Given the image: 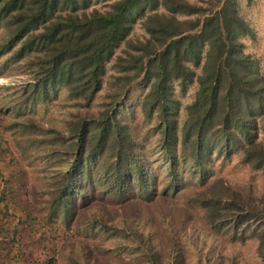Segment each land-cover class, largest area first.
I'll return each mask as SVG.
<instances>
[{
	"label": "trees",
	"instance_id": "trees-1",
	"mask_svg": "<svg viewBox=\"0 0 264 264\" xmlns=\"http://www.w3.org/2000/svg\"><path fill=\"white\" fill-rule=\"evenodd\" d=\"M135 24L140 32H133ZM252 35L238 0H0V58L9 67L25 65L29 74L15 89L12 107L47 102L63 88L76 108L68 132L41 127L50 155L64 151L68 160L50 164L67 166L38 215L8 185L24 171L3 135L9 124L0 123V264H56V255L67 250L73 264H95L85 251L94 237L86 234L97 236L105 226L128 231V264H188L194 257L185 216L173 208L167 220L172 205L165 196L178 191L185 175L195 182L185 202L208 231L239 244L251 240L264 261V188L250 177L237 184L214 174L217 160L237 155L236 163L264 182V76L242 41ZM112 58L109 101L90 112ZM138 86L146 88L140 111L156 119L167 172L161 189L138 135L117 118L122 106L131 108L126 100ZM189 86L191 99L182 104L177 94ZM22 120L13 123L14 131H39L31 118ZM90 197L99 201L97 210L82 214L86 225L79 233L76 209ZM214 242L215 251L198 254L194 264H238ZM30 244L42 249V260H31Z\"/></svg>",
	"mask_w": 264,
	"mask_h": 264
},
{
	"label": "rangeland",
	"instance_id": "rangeland-1",
	"mask_svg": "<svg viewBox=\"0 0 264 264\" xmlns=\"http://www.w3.org/2000/svg\"><path fill=\"white\" fill-rule=\"evenodd\" d=\"M238 11L253 29L252 37H244L242 39L244 49L258 60L260 70L264 76V0H238ZM133 32H140L138 24H135ZM122 47L123 44L115 51V56L120 52ZM113 59L114 58L106 64L102 88L96 93L90 103L88 107V109L91 110L90 112H96L100 108L99 105L101 102L109 101L106 95L111 92L108 82H111V76L114 74V70L111 67L114 61ZM4 60V57L0 58V123L2 125L9 124V130H3V135L24 171L18 174L15 180L9 179L8 185L11 187L13 186L14 189L17 190L16 194L21 199L24 206L29 205L30 207H34V215H38L40 209L46 207L52 200L58 182L57 179L63 171L66 170V162L68 160V154L66 152L64 153V151L53 152L54 160L50 158L51 155L53 156V153L51 152L50 155L48 146L43 143L45 130H42L41 127L48 128L52 126L61 132H68V127L72 123L71 119L76 116L74 113L76 108L71 104V99L67 97L65 89L57 88L54 94L50 95V99L47 102L25 105L20 101L22 104L20 105L22 107L20 111L14 109L11 102L14 100L13 104H15V102L18 101L15 89H17L25 78H27V75H29L27 73L28 68L25 65L21 67H9V65H5ZM145 91V86L134 87L128 100H126V105L131 104V108L129 107L126 109L125 106H122V111H119L117 118L119 121H129L130 127L134 129L136 136L138 135L137 138L141 141L143 153L148 159L153 171L154 184L158 189H161L166 184L167 172L161 158L162 154H160L161 152L156 143L157 133L156 130H154L156 119L153 115L146 119L140 111L139 101ZM193 91V86H189L185 93L177 94L176 92V94L180 97L182 104H185L191 99ZM80 112L82 113V110ZM179 114H181V112ZM26 118H31L34 122L39 124V131H25L19 133L12 129L14 122L23 121L22 119ZM259 138L264 141V132H259ZM57 146H59V150L65 148L61 143ZM59 155H62V157ZM60 160H66V162L61 165H50ZM236 160L237 155H233L230 160L224 161L223 163L217 160L214 163V174L224 177L228 182L237 184L247 181L250 177L257 189L261 190L262 187L264 188V182L261 176L258 173L252 174L246 167L238 165ZM185 176L187 177L183 178L176 193L170 194L169 192L168 195H165L168 197V203L166 204L169 206L172 205L169 210L171 214L167 216V220L173 218V208L177 210V213L185 216L184 233L187 239L189 240L190 238L193 242L192 245L190 243L192 247L188 245L192 256L196 259V256L201 257L208 254L209 250L214 252V241L217 240L218 246H221L223 250H232L231 252H225L229 253L231 256L233 255L232 259L238 264H264V261H261L255 256L254 246L251 240L247 241L245 244H239L237 242H231L228 235L221 233L215 234L214 232L208 231V228L203 225L199 211L195 207L187 205L185 202L186 197L193 190L195 184L194 178H190L188 175ZM90 198V200H93V198L96 197ZM104 198L108 200L107 196ZM98 202V200H93L91 203H86L84 208L81 207L76 209L79 213L76 215V219L79 221L77 224L79 233L83 232L86 225L82 214H90L92 211H96L97 208H95V204ZM141 202L143 201L141 200ZM110 204V200L105 203L108 207H111ZM149 206L147 207L149 208ZM152 209L154 208L151 207L150 210L153 211ZM85 218H87V216H85ZM87 220H89V218H87ZM171 221L176 223L178 222V218H174ZM73 224H75V222H73ZM157 224H159V222H157ZM159 226H161V224H159ZM109 228L111 227L109 226ZM122 228L118 230H113V228H111V231L105 226V228L100 230L97 236H95L91 230L87 231L86 237L88 240L94 237V241L92 243L89 242L90 247L88 246L85 251H87V254L94 256L93 262L95 264H117L120 259V262H126V264L132 261L133 252L130 253V247H128L131 236L128 235L126 229L123 230ZM75 232H77V230ZM43 238H45V236ZM155 238L159 239L161 235H158V237L155 236ZM96 241L99 242V245L93 246V243ZM34 245L35 244H30L27 246L31 260H42V249ZM60 247L61 246H59V248ZM53 248H55V245H53ZM63 250L67 249L63 248ZM67 252L63 251L56 255V264H73L70 261L71 259L68 258ZM71 252L73 253V250H71ZM193 259L192 257H188L187 263L194 264ZM224 264L228 263L224 262Z\"/></svg>",
	"mask_w": 264,
	"mask_h": 264
}]
</instances>
